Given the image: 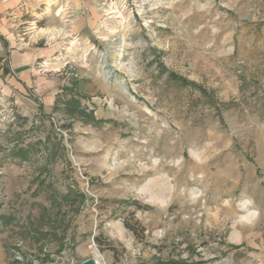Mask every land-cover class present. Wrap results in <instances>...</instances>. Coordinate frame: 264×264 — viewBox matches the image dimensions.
<instances>
[{"label": "rangeland", "instance_id": "1", "mask_svg": "<svg viewBox=\"0 0 264 264\" xmlns=\"http://www.w3.org/2000/svg\"><path fill=\"white\" fill-rule=\"evenodd\" d=\"M59 1L6 17L0 264H264V0Z\"/></svg>", "mask_w": 264, "mask_h": 264}, {"label": "crops", "instance_id": "2", "mask_svg": "<svg viewBox=\"0 0 264 264\" xmlns=\"http://www.w3.org/2000/svg\"><path fill=\"white\" fill-rule=\"evenodd\" d=\"M27 1L30 0H0V75L11 76V72H13L26 86L37 82L36 79L42 75V71L32 67V64L47 54L46 51L39 48L19 50L14 44L15 38L11 37L12 34L8 28L10 24L6 17L12 6L28 5ZM61 1L59 4H55V7L46 8L47 12H51V15L59 17V22L62 20V16L66 15L72 24L79 22V24L90 26L99 15L95 7L92 6L95 1L98 3L99 0H68L65 8L60 7ZM79 24L76 23L78 26ZM76 25L74 28L77 27Z\"/></svg>", "mask_w": 264, "mask_h": 264}, {"label": "water", "instance_id": "3", "mask_svg": "<svg viewBox=\"0 0 264 264\" xmlns=\"http://www.w3.org/2000/svg\"><path fill=\"white\" fill-rule=\"evenodd\" d=\"M101 56H102V59L106 58L104 54H102ZM107 69H108V72L110 74H114V67L108 65ZM115 76H116V74H115ZM80 264H98V263L96 261H94L93 259H88V260H86V261H84V262H82Z\"/></svg>", "mask_w": 264, "mask_h": 264}, {"label": "built area", "instance_id": "4", "mask_svg": "<svg viewBox=\"0 0 264 264\" xmlns=\"http://www.w3.org/2000/svg\"><path fill=\"white\" fill-rule=\"evenodd\" d=\"M115 0H99V7L102 10H106L111 7Z\"/></svg>", "mask_w": 264, "mask_h": 264}, {"label": "trees", "instance_id": "5", "mask_svg": "<svg viewBox=\"0 0 264 264\" xmlns=\"http://www.w3.org/2000/svg\"><path fill=\"white\" fill-rule=\"evenodd\" d=\"M120 204H123V205H129L130 202H129V201H124V200H122V201H120ZM131 204L138 205V203H131Z\"/></svg>", "mask_w": 264, "mask_h": 264}, {"label": "bare ground", "instance_id": "6", "mask_svg": "<svg viewBox=\"0 0 264 264\" xmlns=\"http://www.w3.org/2000/svg\"><path fill=\"white\" fill-rule=\"evenodd\" d=\"M118 58H119V56L116 54L114 59L117 60ZM119 84H121V83L119 82Z\"/></svg>", "mask_w": 264, "mask_h": 264}]
</instances>
